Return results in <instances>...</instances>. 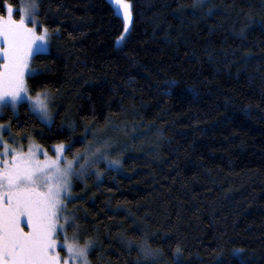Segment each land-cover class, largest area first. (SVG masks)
<instances>
[{
  "label": "trees",
  "instance_id": "trees-1",
  "mask_svg": "<svg viewBox=\"0 0 264 264\" xmlns=\"http://www.w3.org/2000/svg\"><path fill=\"white\" fill-rule=\"evenodd\" d=\"M130 3L117 46L109 1L37 0L51 44L27 82L51 94L53 120L8 105L4 134L49 152L71 140V155L95 132L119 153L66 202L79 243L96 241L90 264H264V0Z\"/></svg>",
  "mask_w": 264,
  "mask_h": 264
},
{
  "label": "snow or ice",
  "instance_id": "snow-or-ice-1",
  "mask_svg": "<svg viewBox=\"0 0 264 264\" xmlns=\"http://www.w3.org/2000/svg\"><path fill=\"white\" fill-rule=\"evenodd\" d=\"M112 3L123 20V31L117 40L124 39L130 31L132 5L130 0ZM3 6L7 14L0 15V114L8 106L4 102H10L15 110L18 101L26 100L30 112H38L43 122L51 123V94L31 89L26 79L29 72H33L29 78H34L30 62L36 48L47 44L49 29L36 18L35 0L20 8L19 19H14L15 10L8 0H3ZM174 83L169 81V87ZM3 127L0 125V129ZM71 145V140L59 142L53 146L55 154L49 156L39 145L30 142L25 151L22 145L13 147L0 136V264H90L89 251L96 241L86 238L79 243V226L73 214H66V202L77 199L71 191L73 179L83 181L93 174L99 177L101 170L96 165L100 160L106 166H119L121 161L109 158L107 141H86L85 147L69 158L65 152ZM41 154L44 159L39 158ZM67 226L73 228L71 236L64 231ZM125 243L131 246L133 242ZM138 247L144 259L155 258L160 252L146 239ZM175 252L180 253L179 245Z\"/></svg>",
  "mask_w": 264,
  "mask_h": 264
},
{
  "label": "rangeland",
  "instance_id": "rangeland-1",
  "mask_svg": "<svg viewBox=\"0 0 264 264\" xmlns=\"http://www.w3.org/2000/svg\"><path fill=\"white\" fill-rule=\"evenodd\" d=\"M107 1H109L110 3H111V5L113 6V8L115 9V11H116V13L122 18V16L120 15V12H119V10H118V8H117V6L115 5V4H113L112 3V0H107ZM35 2H36V4H37V0H35ZM29 3H31V0H22L21 1V4L19 5V6H17V7H15V6H13V8H14V13H13V17H14V19H19V17H20V8L21 7H23L24 5H26V4H29ZM37 11V10H36ZM7 13H6V8H5V12H4V14L3 15H6ZM35 15H36V12H35ZM37 18V17H36ZM31 17H29L28 18V22H29V26H31ZM123 21V20H122ZM130 28H131V23H130ZM37 31H38V29H37ZM123 31V30H122ZM129 32H127V34H128ZM127 34H126V36H127ZM51 35V34H50ZM50 35H49V38H48V42H47V44H40V46L39 47H37L36 48V50L34 51V53H33V55L35 54V53H38V52H46V51H48V50H50V44H51V37H50ZM119 36H120V34H119ZM118 36V37H119ZM126 38V37H125ZM125 38L124 39H120V40H117V38H116V40H115V44L117 45V46H120V45H122V43L124 42V40H125ZM38 44H39V42H38ZM0 63H2V60H0ZM31 69H32V67H31ZM33 70V69H32ZM34 71V70H33ZM33 72H29L27 75H26V79H27V77L30 75V74H32ZM31 94V93H30ZM52 98H50V104H49V107H50V110H51V113H52V117H53V109H52V100H51ZM26 102V103H28L26 100H20V101H18V103L19 102ZM4 103H7V105H10L11 106V104H10V102H4ZM17 103V104H18ZM37 115H38V117H39V113L38 112H35ZM40 118V117H39ZM47 124H49V123H47ZM0 125H3L4 127L2 128V129H0V136H2L3 137V139L5 140V141H7L9 144H11L13 147H19V146H23L24 147V150L25 151H27V148H28V145H29V143L31 142L32 144H34V145H39V144H37V143H35L34 141H31V140H26V141H22V140H18V139H14V137L10 134V133H8V134H4L5 132H7V125L6 124H3V123H0ZM98 135H100V136H98ZM102 134H97V133H93L92 135H91V137H90V139H88V138H86V137H84V139L86 140V141H93L94 143H97V144H101V143H103V142H105V141H107V143H108V145H109V147H108V149H107V155L109 156V158H111V159H118V157H119V153L116 155V153H115V151L113 150V149H111V145H112V143H110L109 142V140H108V138H106V137H104L103 135L101 136ZM40 146V148L42 149V150H47L45 147H42L41 145H39ZM54 146V145H53ZM53 146H51V151L49 152L48 150H47V152H48V154H49V156H53L55 153H54V151H53ZM85 147V143H84V145H83V147L80 149V150H82L83 148ZM73 152H75V151H73ZM73 152L71 153V155H67L66 154V152H65V155H67L69 158H71V156H72V154H73ZM114 153H115V155L116 156H114ZM40 159H44V157H43V155L41 154L40 155V157H39ZM101 163H104L105 165H106V162L104 161V160H100L98 163H97V165H96V168H98V169H100V164ZM116 167V166H115ZM118 167V166H117ZM95 172V169L93 170V173ZM64 231H66V228L64 229ZM60 239H63V236H61L60 237ZM60 252H61V255H64L65 253H64V250H63V248H60V249H58Z\"/></svg>",
  "mask_w": 264,
  "mask_h": 264
}]
</instances>
